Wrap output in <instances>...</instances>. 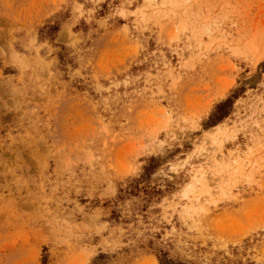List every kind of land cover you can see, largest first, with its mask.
<instances>
[{
	"label": "rangeland",
	"instance_id": "1",
	"mask_svg": "<svg viewBox=\"0 0 264 264\" xmlns=\"http://www.w3.org/2000/svg\"><path fill=\"white\" fill-rule=\"evenodd\" d=\"M0 264H264V0H0Z\"/></svg>",
	"mask_w": 264,
	"mask_h": 264
},
{
	"label": "trees",
	"instance_id": "2",
	"mask_svg": "<svg viewBox=\"0 0 264 264\" xmlns=\"http://www.w3.org/2000/svg\"><path fill=\"white\" fill-rule=\"evenodd\" d=\"M224 106L225 105H221L219 108V113H220V115H219V118H218V120H222V118L225 116V114H226V112L224 111ZM222 116V117H221Z\"/></svg>",
	"mask_w": 264,
	"mask_h": 264
}]
</instances>
